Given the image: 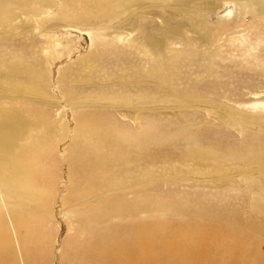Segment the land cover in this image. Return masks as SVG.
Wrapping results in <instances>:
<instances>
[{"label":"rangeland","instance_id":"374dc122","mask_svg":"<svg viewBox=\"0 0 264 264\" xmlns=\"http://www.w3.org/2000/svg\"><path fill=\"white\" fill-rule=\"evenodd\" d=\"M256 1L193 0L205 8L196 16L188 0L144 3L70 23L52 20L65 0H50L47 21L16 10L17 26L0 29V92L15 91L0 97V113L9 115V145L16 140L13 173L27 180L17 200L0 181V207L33 230L18 264H109L152 228L154 254L174 264L169 244L182 227L195 228L183 253L200 264H264V0ZM147 37L165 47L162 69ZM21 83L33 88L20 94ZM98 139L99 150L88 147Z\"/></svg>","mask_w":264,"mask_h":264},{"label":"bare ground","instance_id":"6f19581e","mask_svg":"<svg viewBox=\"0 0 264 264\" xmlns=\"http://www.w3.org/2000/svg\"><path fill=\"white\" fill-rule=\"evenodd\" d=\"M172 1H176V0H65V3H64L65 7L59 9L58 14H56V17L52 18V20H55L57 22L70 23L72 20L76 21V20H80L83 18L85 20H88V18H99L103 15H108L107 13H109V11H111V13L114 15L113 17L117 18V17H119V15L126 13L128 11V9L131 8L133 5H142L144 3H148V4L153 5L155 7H160L161 9H165L166 7L169 6V3ZM188 1L193 3V0H188ZM242 1H243V3H246V4L251 5V6L254 5L252 3H255V4L258 3L256 0H242ZM3 3H5V7L3 6L4 5ZM193 6H194L193 11H194L195 16L197 15L198 12L200 13V11H201L200 8L201 9L203 8L205 10V8L203 7V4L202 5H200V4L196 5V3H193ZM52 7H53V5L50 3V0H0V29L2 30V32L4 34L10 33L9 29L13 30L15 28L16 24L14 22H18L17 19L21 17L20 14H26L27 15V13H28V15L30 17L36 16L37 18L40 19V21H42V19L47 21L48 17L50 16L49 13H51L53 11ZM185 9H186V7H185ZM260 9H263V6H260ZM16 10L17 11L19 10L21 13L17 14ZM183 13H185L187 15V14H190L191 11L187 12V11L183 10ZM111 16L112 15H110V17ZM112 21H113V19H112ZM202 21L199 22V24L197 23V21L191 22L190 23L191 28H193L194 30H197L198 33H199V31L206 32L205 29L207 27L205 26V24ZM168 28H170V29H167L168 33L172 34L173 36H177V38L178 37L181 38V33H180L181 30H179V28H176V27L175 28L174 27L173 28L168 27ZM143 35H144V33H143ZM153 38L155 39L156 37H153ZM205 39L206 38H204V40ZM146 41H147V44H149L150 47L154 50V51H152L149 48L148 54L150 56L157 55L155 60L159 59V61H156V63H159V68L162 69L160 64L162 63V60L164 58H166L165 47L163 46V44L161 42L157 41V42L153 43L152 38H149V37H147ZM206 41H207V39H206ZM11 84H14V83L11 82ZM17 85L19 86V88L17 89L16 92H18L20 94H22L23 91H27V90L33 88V84H31V83H29L30 86H28L27 84L23 85L22 83L17 84ZM21 85H23V86H21ZM10 92H15V91H11L9 88H7L6 90L0 92V97L5 96V95L9 94ZM29 94H31L34 98L36 97V95H35L36 91H34V90H31ZM8 118H9V115L7 113H0V181L2 182L3 186H5L6 189L9 191V193L15 196L14 199L17 200V199H21L22 197H24L23 194L25 192L20 191L22 193V195H21V193L19 192L18 184L20 182H24V180H27V176L25 174V176L23 178H19L18 174L13 173L14 172L13 165L15 163H19V162L14 161V159L12 158V155L15 153L14 146H15L16 140H13L12 145H9V142L11 141L10 135H11L12 129H10V127H6V123H7ZM23 126H24V124H23ZM92 131H93V133H91ZM92 131L90 130V133L92 135H97V133H98L97 130H92ZM98 141H99V139L94 141L95 142V148H92L91 145L88 147L91 149H94V150H96V149L99 150L100 147H98V146H101V143L99 142V144H98L97 143ZM96 152H98V151H96ZM102 153H103V151L101 152V154ZM197 153H198L197 155H199L200 157L207 155L206 152H203L201 150H199V152H197ZM96 155H98V154L96 153ZM23 184L26 186L25 182ZM22 187H24V186L22 185ZM37 197H39V196H37ZM28 198H31V196ZM24 200L26 201V199H24ZM21 202H23V201H21ZM29 202H30V200H29ZM11 206L13 207V204H11ZM7 207H9V206H7ZM17 211H19V210H17ZM10 213H9V215H7L0 207V264H18V258H19L18 252H19V250L20 249L22 250V248H24V245L27 244L28 241L30 240L31 236H33V234H32L33 230L31 229L30 223L25 222V221L22 222V220L20 221V220L16 219V218H19L17 216L18 212H17V214L13 213L14 215L13 214L10 215ZM14 216H16V217H14ZM178 229L179 230H177V231L181 233L180 237H176V238L172 239L170 241V244H169V246L172 245L170 250L173 247H174V249H176L175 257L173 256L174 259L171 257L172 262L174 264H200L197 259L190 258V256H192L193 254L184 255V253H183V246H184L185 242L188 241L185 238V236H188V235L190 236L192 234V232L195 230V228H193L192 230L189 227L188 228L182 227L181 229L180 228H178ZM153 231H154L153 228L149 229L147 231V234H144V237H142L140 242L137 240V243H135V245L133 246V247H135V251L139 250L142 252V257H139V256L135 257V254H134L135 251H134V253L133 252L122 253L119 251L115 257H112L110 259L109 264H162L161 260L153 252V246H154V244L152 243L153 239H152V235L149 234ZM156 231L159 232V230L157 228H156ZM160 231H162V229ZM217 234L215 233V236L218 239H221V237ZM146 235H147V237H145ZM207 237H208V235L204 231V233L201 235V241L204 242ZM227 238L230 239L229 237H227ZM133 241L135 242V240H133ZM208 241H209V239H208ZM208 241H207V244H208ZM167 243H166V245H167ZM223 244H225V243H223ZM226 244H228V243H226ZM227 247H226V249H227ZM206 248H207V245H206ZM222 250H223V252H225V249H222ZM244 250L245 249H243L241 251H244ZM204 252L205 251L200 250V255ZM17 253H18V255H17ZM238 256H239V254H238ZM168 259H170V258H168ZM108 260H109V258H108ZM166 261H167V258H166ZM31 264H32V262H31ZM215 264H219V263L216 262Z\"/></svg>","mask_w":264,"mask_h":264}]
</instances>
